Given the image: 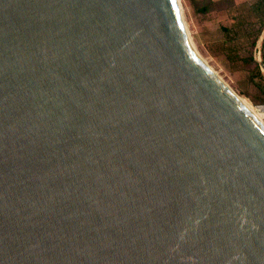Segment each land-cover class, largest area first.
<instances>
[{"label":"water","instance_id":"obj_1","mask_svg":"<svg viewBox=\"0 0 264 264\" xmlns=\"http://www.w3.org/2000/svg\"><path fill=\"white\" fill-rule=\"evenodd\" d=\"M0 264H264V125L176 0H0Z\"/></svg>","mask_w":264,"mask_h":264},{"label":"rangeland","instance_id":"obj_2","mask_svg":"<svg viewBox=\"0 0 264 264\" xmlns=\"http://www.w3.org/2000/svg\"><path fill=\"white\" fill-rule=\"evenodd\" d=\"M180 0L184 26L192 45L201 59L215 72L216 75L240 98L247 100L253 106L264 104L262 92L250 77L249 71L243 69L240 62H229L226 58L223 44L226 36L223 27H230L235 15L243 14L248 9V0H228L219 7H211L207 11H199L197 7L206 5L205 0ZM264 35V33H263ZM233 37V36H232ZM254 49V57L261 61V41ZM239 43H243L239 41ZM245 50L247 45L240 44ZM264 122V114H260Z\"/></svg>","mask_w":264,"mask_h":264},{"label":"trees","instance_id":"obj_3","mask_svg":"<svg viewBox=\"0 0 264 264\" xmlns=\"http://www.w3.org/2000/svg\"><path fill=\"white\" fill-rule=\"evenodd\" d=\"M206 5L197 7L196 1H191L199 11L205 12L211 7H219L228 0H205ZM248 9L243 14L239 12L235 15L230 27H223L226 36L225 43L222 45L229 62H240L243 69L249 71L250 77L262 92L264 103V72L261 63L264 65V0H248ZM233 36V37H232ZM261 41V62L254 57V49L259 40ZM242 41L247 45L244 50L239 43Z\"/></svg>","mask_w":264,"mask_h":264},{"label":"bare ground","instance_id":"obj_4","mask_svg":"<svg viewBox=\"0 0 264 264\" xmlns=\"http://www.w3.org/2000/svg\"><path fill=\"white\" fill-rule=\"evenodd\" d=\"M176 2H177V5H178V9H179V14H180V17H181V19H182V22H183V25H185L184 24V21H183V15H182V10H181V7H180V0H176ZM184 28H185V26H184ZM185 31H186V28H185ZM186 33H187V31H186ZM187 35H188V33H187ZM188 38H189V40H190V37L188 36ZM190 42H191V40H190ZM191 44H192V42H191ZM200 58H201V56H200ZM203 60V59H202ZM205 63V62H204ZM206 64V63H205ZM210 66V65H209ZM208 66V67H209ZM210 68V67H209ZM211 69V68H210ZM212 70V69H211ZM213 71V70H212ZM214 72V71H213ZM215 73V72H214ZM218 76V75H217ZM238 98L240 99V101H241V103L248 109V111L250 112V113H252L253 115H254V117H256V119H258L263 125H264V122H263V120L261 119V117H260V114L261 115H263V112H262V109L260 108V107H256V106H253L251 103H249L247 100H245V99H243V98H240L239 96H238Z\"/></svg>","mask_w":264,"mask_h":264}]
</instances>
